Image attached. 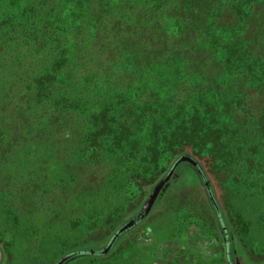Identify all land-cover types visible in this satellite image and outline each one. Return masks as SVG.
Returning a JSON list of instances; mask_svg holds the SVG:
<instances>
[{
    "label": "rangeland",
    "instance_id": "374dc122",
    "mask_svg": "<svg viewBox=\"0 0 264 264\" xmlns=\"http://www.w3.org/2000/svg\"><path fill=\"white\" fill-rule=\"evenodd\" d=\"M24 1L0 0V264H54L76 249L103 248L169 171L178 144L163 151L164 137L188 126L195 110L210 131L222 129L211 148L213 188L242 255L237 264H261L264 116L219 122L223 74L203 108L191 74L175 66L127 63L129 54L99 63L97 50H77L64 28L76 0L51 19L57 42L31 37L24 29L38 18L27 17ZM178 171L182 180L165 187L110 255L64 264H227L203 186Z\"/></svg>",
    "mask_w": 264,
    "mask_h": 264
},
{
    "label": "trees",
    "instance_id": "16d2710c",
    "mask_svg": "<svg viewBox=\"0 0 264 264\" xmlns=\"http://www.w3.org/2000/svg\"><path fill=\"white\" fill-rule=\"evenodd\" d=\"M65 2H22L27 17L32 21L38 18L30 24L31 29L26 28L23 33L31 37L42 34L48 38L45 42H57L56 28L53 29L51 19L60 15ZM75 5V17L64 28L70 25L72 36L77 38L74 43L77 50H97V53L92 52L98 55L99 63L122 61L123 55L129 54L127 63L134 59L147 65H161L163 69L175 66V71L191 74L192 84H196L193 91L197 92L193 99L202 101L203 108L210 105L216 95L214 92L211 94V90L215 89L218 77L223 74L226 90L222 96L224 109L219 112V122L225 114L231 119L240 118L243 122H246L247 115L250 118L264 116V0H76ZM73 22L77 23L75 27ZM110 37L114 38V43L107 41ZM107 51L111 52L108 59L104 56ZM194 80L199 83H194ZM205 120L204 112L199 114L195 110L187 122L188 126L174 129V133L164 137L166 145L163 151L170 149L169 145L178 144L172 151L171 166L182 155H190L197 161L199 169L209 181L218 207L217 211L209 201L223 234L226 263L237 264V257L242 255L233 247L228 218L213 188L215 158L211 155V148L215 150L222 129L219 127L210 131L204 125ZM182 166L204 188L196 168L187 162L177 166V174L171 178L170 186L182 180L178 171ZM128 232L130 230L120 235L107 254H81L67 263L72 259L110 255ZM87 247L74 251L92 249L91 246ZM261 262L264 264V261Z\"/></svg>",
    "mask_w": 264,
    "mask_h": 264
},
{
    "label": "water",
    "instance_id": "95a60500",
    "mask_svg": "<svg viewBox=\"0 0 264 264\" xmlns=\"http://www.w3.org/2000/svg\"><path fill=\"white\" fill-rule=\"evenodd\" d=\"M187 162L194 166L201 176L203 180V185L207 194V197L209 201L213 204L215 209L218 211L217 204L214 200L213 193L209 184V181L205 178L204 174L201 172L197 165V161H195L190 155H182L180 156L170 167L169 171L154 185L152 188L150 194L146 198V200L143 202L140 210L130 219L125 221L110 237L109 241L106 243V245L101 249H89V250H77L70 252L64 256H62L58 261H56L54 264H64L72 257L81 255V254H90V255H105L107 254L114 246V244L119 239L120 235L133 229L135 226L139 225L144 219L149 215L151 212L155 202L159 198V196L164 191L165 187L169 184L171 178L175 175V170L177 166L182 163Z\"/></svg>",
    "mask_w": 264,
    "mask_h": 264
}]
</instances>
